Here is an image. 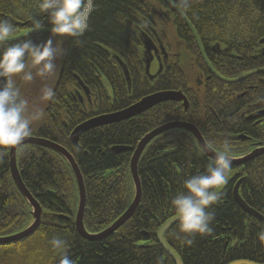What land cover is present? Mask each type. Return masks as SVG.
I'll return each mask as SVG.
<instances>
[{
	"label": "trees",
	"instance_id": "1",
	"mask_svg": "<svg viewBox=\"0 0 264 264\" xmlns=\"http://www.w3.org/2000/svg\"><path fill=\"white\" fill-rule=\"evenodd\" d=\"M211 1H219V6L224 11L229 9L232 12L227 20L213 21L211 29L214 30L216 26L221 33L218 35L213 32L212 39L229 46L242 57L239 65L232 63L214 68L227 78H236L264 67L262 54L255 59L249 56L244 58L252 54L258 41L264 37V0H229L233 3H227V0ZM95 2L96 9L90 17V28L84 36L78 39L63 38L65 55L57 60L58 70L62 68V72L54 88L55 96L46 105L44 120L31 125V136L65 148L77 164L85 189L83 227L89 235H96L107 229L129 208L134 197L130 159L138 142L153 129L169 122H187L198 129L206 145L211 143L214 148H219L224 142L230 143L231 157L242 156L250 150L248 142L237 138L239 134L249 135L245 132L247 129L241 123V118L220 115L217 113V105V108L209 109L204 96L197 95L190 101L185 90L189 82V71L177 68L175 77L165 82L169 84L163 87L147 84L143 91H134L135 77L144 73L137 49L135 26L137 16L145 17L148 12L143 7L145 2ZM182 13L193 24L205 48L210 36H204L201 28L205 22L201 15L202 9L197 7ZM0 17L14 23L17 35L35 30L33 24L36 20L41 23V29L51 27L46 16L40 12L38 2L34 3V0H0ZM175 26L181 30L179 39L189 46L195 67L198 71L201 68L205 71L192 35L177 17ZM49 35H35L26 39L39 44L48 39ZM57 42L59 43V39ZM204 51L208 62L212 64L207 51ZM112 55L127 68L130 93ZM260 75L263 78V84H259L262 90L257 89L255 101L264 94V72ZM256 77L251 76L241 82L226 85L227 89L239 94ZM76 78L96 93V99L86 110L77 107L69 94L77 87ZM143 79L146 81L145 77ZM2 84L3 80H0V85ZM214 87L222 89L224 85L215 80ZM163 89H182L189 100L187 111L180 104L163 103L128 121L95 128L82 134L77 147L69 141L73 129L86 120L125 109L142 97ZM219 93L220 90L217 91ZM209 99L214 104L217 98L208 97L207 100L210 101ZM233 107V104L227 106ZM211 110L217 117L212 115ZM258 139L264 145V134H259ZM114 147L127 150L116 154L112 151ZM212 161L199 149L193 136L184 130H170L151 140L137 163L141 187L137 209L108 238L91 242L82 239L74 226L78 190L67 162L50 149L36 145L20 146L16 151L19 176L42 210L40 225L27 240L39 238L47 244L49 261L45 264H60L61 257L50 244L53 238L66 241V254L74 264H174L159 247L156 233L166 221L176 216L171 199L184 191V181L191 176L204 174ZM239 181L238 195L241 200L264 217L262 154L243 164L231 165L228 182L220 190L217 204L208 209L215 217L210 234L197 235L194 242L187 245L183 234L179 232V223L164 233L166 244L182 264H230L236 261L264 264V242L259 239L264 224L246 214L235 203L232 193ZM32 222L31 207L11 180L7 152L0 156V238L17 234Z\"/></svg>",
	"mask_w": 264,
	"mask_h": 264
},
{
	"label": "clouds",
	"instance_id": "2",
	"mask_svg": "<svg viewBox=\"0 0 264 264\" xmlns=\"http://www.w3.org/2000/svg\"><path fill=\"white\" fill-rule=\"evenodd\" d=\"M177 9L187 12L191 0H173ZM38 8L47 18L50 35L43 43L31 39H16L14 23L0 17V156L9 150L18 149L25 138L32 135V122L39 119L40 113L29 114V101L21 94L18 80L30 83L35 77L47 79L57 70V59L65 55L63 38L78 39L89 30L90 17L96 9L95 0H38ZM35 30L42 28L36 20ZM25 36L28 33L24 34ZM59 39V43L57 40ZM6 45V46H5ZM55 92L51 87L41 90V100L50 101ZM207 149L217 154L206 168L205 173L191 176L184 181V191L171 199V206L179 220V232L184 243L191 245L197 235H208L212 231L214 214L208 211L217 204L220 190L228 182L232 165V145L224 142L219 148L209 143ZM264 242V230L259 234ZM52 249L60 255V264H74L66 254L65 240L53 238Z\"/></svg>",
	"mask_w": 264,
	"mask_h": 264
},
{
	"label": "flooded vegetation",
	"instance_id": "3",
	"mask_svg": "<svg viewBox=\"0 0 264 264\" xmlns=\"http://www.w3.org/2000/svg\"><path fill=\"white\" fill-rule=\"evenodd\" d=\"M140 1L145 2L143 7H145L148 12L145 17H142L140 15L137 16L138 20L135 26V32H136L137 39H138L137 49H139V55H140V60H141L142 53H143V46L139 39V36L141 35L143 40L148 39L151 43V46H150L151 59L149 63L148 76L145 75L144 64L142 63L144 75L143 74L141 76L137 75L135 77L133 90L137 92L143 91L144 87L147 84L149 85L154 84L156 87H160V86L163 87L165 84H169V82L165 83L166 81H169L172 77H175L174 73L176 72L177 68L185 70V71H189L190 73L189 82L187 84V88L185 87V90L188 93V97L190 101H193V99L197 95L204 96L206 97L205 102L207 103V107L209 109L210 107L217 108L218 106L219 109L217 113H219L220 115H227V116L233 115L238 119L241 118L242 119L241 123L247 129V131L245 132H247L249 135L243 136L239 134L237 138L238 140L242 142L249 143L250 150L247 153H251L252 151L259 149V148H264V145L258 139L259 134H264V101H263L264 94L262 98H259L258 101H255V98L257 99V96H258V95H255L257 89L260 88L262 90L259 84L260 85L263 84V78L261 77L260 74L264 72V67L253 70V71H258L257 73L251 75V76H257L256 80L249 86H244L245 90H243L239 94H234V92H230V89H227L226 85L235 84V83H226L220 80V78H224L228 80L235 79V78H227L226 76H223L222 74H220L214 68V66L217 68L223 67V66H229V64H232V63H235V65H239L241 63L240 61H242V57L240 56L238 52H234L229 46L221 43L218 40L215 41L214 39H212L213 36L211 35L214 32V30L211 29L214 26L213 21L216 19L227 20L232 16V12H229V9H226L224 11L221 8V6H219L221 4V3H218L219 1L214 2L218 4H214L211 0H191V6L189 10L196 9L197 7L202 9V17H203V20H205V22L201 28H202L204 36L206 37L210 36V40H208V42L205 44V48H203L201 40L198 36L200 44H201V49H202V53H201L200 48L193 36L191 29L189 28V26L185 23L183 18L177 12V10L180 11L181 13L182 11L174 7L173 0H168L171 4H169L165 0H140ZM226 2L230 3L231 1L227 0ZM235 15L237 14L235 13ZM176 17L179 18L180 21L184 23L188 33L192 35L195 41L196 47L198 49L199 56L205 66V71L202 68L200 71L197 70V68L195 67L193 63V57L189 53L190 51L189 46H187L181 39H179L180 38L179 36H181L180 35L181 30L177 29V27L175 26ZM189 23L194 28L193 24L190 21ZM204 49L207 51V54L209 58L212 60L211 62L213 65L208 62ZM260 54L264 55V44L263 45L258 44L257 47H255V49L252 50V54H248L244 56V58L249 56L255 59L256 56ZM253 71H250V72H253ZM143 77H145L148 83L144 81ZM94 78H96V75H94ZM123 79H124V76H123ZM215 80L222 83L224 87L222 89L214 87ZM85 87L82 88L81 86L77 84V87L69 93L73 101L76 102L77 107H82L83 110H86L88 106L91 107L93 100L96 99L95 90L91 91L92 89H88L87 87L86 88ZM219 90H220V93L217 94V91ZM127 91L128 93H130V89H128V87H127ZM172 91L181 92V94L186 99L187 108L184 109L182 102H172V103L180 104L183 110L187 111L189 100H188V97L183 93L182 89L178 91L173 90V89H163V90H158L152 94L160 93V92H172ZM208 97L211 99L213 98H217V99L215 103L213 104L210 99H209L210 101L207 100ZM165 103H169V102H165ZM230 104L235 105V107L227 108V106ZM237 106H239V108ZM208 108L207 110H209ZM211 113L212 115L217 117V114L213 110H211ZM109 114H112V113H109ZM177 122H180V121H177ZM184 123H187V122H184ZM188 124H191V123H188ZM29 137H33V136H29ZM35 138H38V137H35ZM116 154H119V153H116ZM8 165H9V158H8ZM9 172H10V169H9ZM10 177H11V173H10ZM11 180H12V177H11Z\"/></svg>",
	"mask_w": 264,
	"mask_h": 264
},
{
	"label": "water",
	"instance_id": "4",
	"mask_svg": "<svg viewBox=\"0 0 264 264\" xmlns=\"http://www.w3.org/2000/svg\"><path fill=\"white\" fill-rule=\"evenodd\" d=\"M165 1H167L169 4H171L168 0H165ZM177 12L183 18V20L189 26V28L191 29L193 36H194V38H195V40H196V42L200 48V51L202 53L201 44H200V41H199L197 34L193 30L190 23L180 13V11L177 10ZM25 33H28V35L25 36L24 35ZM37 34H50V29H40V30L22 32L19 35H17V37L13 41H10L9 43H14L16 39L22 40V39L27 38L31 35H37ZM139 39H140L142 46H143V53H142L141 61L144 64L145 75L148 76V74H149L148 73L149 63H150V59H151V55H150L151 43L148 39H146L147 41L143 40L141 35L139 36ZM263 43H264V38L260 40V44H263ZM148 55L150 56V58ZM112 58H114V60L118 63V65L122 71V74L124 76V79L127 83V87H128V89H130V79H129V74H128L127 68L117 57L112 56ZM255 73H257V72L245 74L244 76H241V77L234 79V80H226V79H223L220 77L219 78L221 81L226 82V83H235V82L244 80L246 77L253 75ZM77 82L82 88H84L78 79H77ZM165 102H182L184 109L187 108L186 99L181 94V92L172 91V92H160V93L151 94V95H148L146 97H143L138 102L134 103L133 105L129 106L128 108H126L124 110H121V111H118V112H115L112 114L97 116V117H94L92 119H89V120L79 124L71 132V134L69 136V141L71 142V144L74 147H77L79 137L83 133L88 132L90 130H93L95 128L104 127V126L113 125V124H118V123H121L123 121L129 120V119L134 118L140 114H143L146 111L152 109L153 107H155L159 104L165 103ZM176 129L184 130V131L188 132L189 134H191L193 136V138L195 139L199 149L209 159L214 161L217 153H215L212 149H207L205 147L206 143L204 142L199 131L193 125L188 124V123H184V122H170V123H167V124H164L162 126L155 128L154 130H152L151 132L146 134L138 142L135 150L133 151L132 157L130 159L129 169H130L131 180H132L133 187H134V197H133V200H132L129 208L111 226H109L107 229H105L104 231H102L101 233L96 234V235H89L88 233H86V231L83 227V213H84V208H85V189H84V184H83L81 174H80L79 169H78L77 165L75 164L72 156L63 147H61L57 144H54L50 141L41 139V138L27 137V138H25V140L21 146L36 145V146H40V147L50 149V150L56 152L57 154H59L67 162V164L69 165V167H70V169L74 175L76 185H77V190H78V207L76 210L75 221H74V226H75L76 232L82 239L94 242V241H101V240L108 238L111 234H113L116 230H118L122 225H124L132 217V215L134 214L135 210L137 209L139 202H140V199H141V187H140V182H139V178L137 175V163H138L139 157L141 156L143 150L145 149V147L147 146V144L151 140H153L157 136H159V135H161L167 131L176 130ZM126 150L127 149L121 148V147L112 148V151L115 153H121V152H124ZM16 151H17L16 148L9 150V153H8L9 169H10L11 177H12V180L15 184L16 189L19 191V193L22 195V197L26 200V202L32 208L31 215L33 217V223L28 228H26L25 230H23L17 234L7 236L4 238H0V246L9 245V244L16 243V242H19V241H22L24 239L29 238L37 230V228L39 227L40 222H41V212H42L41 207L33 199V197L29 194V192L24 187V185L20 179V176H19V173H18V170L16 167ZM262 154H264V148L256 149L245 157L238 158V159H232V165L243 164V163L253 159L254 157L262 155ZM239 183H240V181L235 185V187L233 189V193H232L235 203L246 214L252 216L256 220H258L259 222L264 224V217L259 215L258 213H256L252 209H250L239 197V195H238ZM178 223H179V220H178L177 216H174L173 218L166 221L159 228L158 232L156 233V239H157L159 247L164 251V253L169 258H171V260L173 261L174 264H182V262L179 259V257L166 244V241L164 239V233L168 229H170L172 226H174L175 224H178ZM230 264H254V263L247 262V261H236V262H232Z\"/></svg>",
	"mask_w": 264,
	"mask_h": 264
},
{
	"label": "rangeland",
	"instance_id": "5",
	"mask_svg": "<svg viewBox=\"0 0 264 264\" xmlns=\"http://www.w3.org/2000/svg\"><path fill=\"white\" fill-rule=\"evenodd\" d=\"M56 76L57 70L53 76L47 79L35 77L30 83L18 80L22 96L29 101V114L40 113L39 119L34 120L32 125H36L44 120L45 108L48 101L41 100V90L45 87L53 89ZM46 249L47 244L39 238H36L34 241L26 239L19 244L0 247V264H45L49 261V251Z\"/></svg>",
	"mask_w": 264,
	"mask_h": 264
},
{
	"label": "bare ground",
	"instance_id": "6",
	"mask_svg": "<svg viewBox=\"0 0 264 264\" xmlns=\"http://www.w3.org/2000/svg\"><path fill=\"white\" fill-rule=\"evenodd\" d=\"M38 2V0H34V3H37ZM181 13V12H180ZM182 14V13H181ZM183 15V14H182ZM201 15H202V13H201ZM183 17H185L184 15H183ZM185 19H186V17H185ZM187 20V19H186ZM188 21V20H187ZM189 22V21H188ZM191 25V24H190ZM192 26V25H191ZM193 28V27H192ZM45 29H50V28H45ZM193 30L195 31V29L193 28ZM214 32L216 33V34H218V35H220L219 33H221V31H219L218 30V27H216L215 26V28H214ZM195 33H196V31H195ZM197 34V33H196ZM37 35H46V34H37ZM31 36H35V35H31ZM31 36H29V37H31ZM198 36V35H197ZM28 38V37H27ZM264 38V37H263ZM263 38H261V39H263ZM24 39H26V38H24ZM260 39V40H261ZM23 40V39H22ZM260 40L258 41V44L259 45H263V44H260ZM61 72H62V68H59V70L57 69V76H56V79H55V85H54V88L56 87V85H57V83H58V79H59V77H60V75H61ZM253 72H258V71H253ZM248 73H252V72H248ZM248 73H245V74H248ZM245 74H243V75H241V76H244ZM240 76V77H241ZM251 76V75H250ZM249 77V76H248ZM239 78V77H238ZM247 78V77H246ZM78 78H76V80H77ZM224 79V78H223ZM235 79H237V78H235ZM79 80V79H78ZM226 80H228V79H226ZM230 80H234V79H230ZM79 82L83 85V83L79 80ZM239 82V81H238ZM236 83V82H235ZM77 84H78V82H77ZM79 85V84H78ZM80 86V85H79ZM84 86V85H83ZM85 87V86H84ZM54 88H53V90H54ZM86 88V87H85ZM77 127V126H76ZM74 130V129H73ZM86 133V132H85ZM84 134V133H83ZM80 138V137H79ZM195 140V139H194ZM215 152V151H214ZM216 153V152H215ZM250 153H247V154H244V155H242V156H239V157H231V159H238V158H242V157H245V156H247V155H249ZM257 157V156H256ZM256 157H254V158H256ZM253 158V159H254ZM252 160V159H251ZM250 161V160H249ZM76 164V163H75ZM77 165V164H76ZM80 172V171H79ZM81 174V173H80ZM82 177V176H81ZM112 225V224H111ZM110 225V226H111ZM117 231V230H116ZM115 231V232H116Z\"/></svg>",
	"mask_w": 264,
	"mask_h": 264
}]
</instances>
